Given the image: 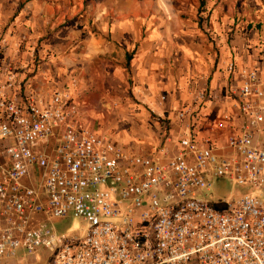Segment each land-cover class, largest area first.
I'll use <instances>...</instances> for the list:
<instances>
[{"label":"built area","instance_id":"1","mask_svg":"<svg viewBox=\"0 0 264 264\" xmlns=\"http://www.w3.org/2000/svg\"><path fill=\"white\" fill-rule=\"evenodd\" d=\"M260 56L264 63V49ZM228 72H237L234 62ZM240 75L236 112L217 125L228 132L225 145L190 133L201 94L177 112L192 121L179 151L170 155L164 143L161 158L127 156L76 124L64 92L45 106H22L1 91L0 141L13 144L0 180V260L49 250L43 264H264V77L247 68ZM16 78L8 74L3 90ZM57 133L53 153L39 149ZM32 171L37 185L25 183ZM220 183L251 192L222 200ZM220 200L223 209L212 203ZM69 216L89 224L85 237L55 229L54 220Z\"/></svg>","mask_w":264,"mask_h":264},{"label":"crops","instance_id":"2","mask_svg":"<svg viewBox=\"0 0 264 264\" xmlns=\"http://www.w3.org/2000/svg\"><path fill=\"white\" fill-rule=\"evenodd\" d=\"M199 8L200 0H0V92L22 106L29 100L45 106L64 92L77 108L76 124L107 135L127 156L152 158H161L164 143L170 155L179 151L192 121L179 120L177 112L203 94L190 133L222 147L228 132L217 125L225 112H236L241 69L264 77L252 48L264 42V32L244 35L239 26L230 36L224 18L213 32L214 47ZM230 62L237 67L232 75ZM10 73L16 83L3 90ZM58 142L57 133L39 149L51 154ZM12 144L0 141V180ZM38 180L32 171L25 183Z\"/></svg>","mask_w":264,"mask_h":264},{"label":"rangeland","instance_id":"3","mask_svg":"<svg viewBox=\"0 0 264 264\" xmlns=\"http://www.w3.org/2000/svg\"><path fill=\"white\" fill-rule=\"evenodd\" d=\"M205 1L206 6L203 9L199 8V15H201L200 25L201 27H204L205 33L209 37L210 44H216V40L218 39V37L213 32L215 31L217 24H219L218 26L222 28V20L224 18L227 21L228 27L230 29L228 33L230 36L234 35L235 30H237L239 26L241 28H245L243 32L244 35L248 34L246 33V31H255L258 33L264 32V0ZM207 17L208 19L206 20L205 18ZM246 39L251 38L247 37ZM232 41L233 40L230 39V41L228 42ZM249 45L251 44H248L247 47ZM36 177L34 178V180L38 179V174H36ZM248 192L249 188L233 186L230 183L220 184L215 189V194L221 196L222 200L228 199L229 197L239 198L240 196L245 195ZM52 224L59 232L68 233L71 236H79L82 238L87 234L89 227V224L87 222L81 219H75L73 216H69L64 219H56L52 222ZM49 253V250H39L34 254H28L21 250L17 253L16 257L1 259L0 264H43L45 261H47Z\"/></svg>","mask_w":264,"mask_h":264},{"label":"trees","instance_id":"4","mask_svg":"<svg viewBox=\"0 0 264 264\" xmlns=\"http://www.w3.org/2000/svg\"><path fill=\"white\" fill-rule=\"evenodd\" d=\"M205 6H206V1H205V0H201V1H200V8L203 9ZM201 13H202V12H201ZM205 19L207 20L208 17L205 18ZM253 48H255V50L258 51L259 54H260L261 50L264 49V42L259 43V45L253 46ZM155 120H157V119H155ZM220 184H223V183H220ZM220 184H219V185H220ZM219 185H218V186H219ZM249 192H251L250 189H249ZM249 192H248V193H249ZM217 197H218V198H221V196H218V195H217ZM212 203H213V205H214L215 208H218V209H223V208H224V207H223V204H222V200L217 201V202H212Z\"/></svg>","mask_w":264,"mask_h":264}]
</instances>
